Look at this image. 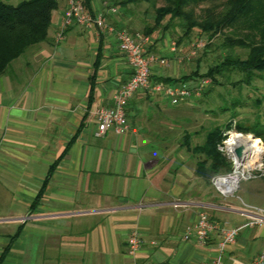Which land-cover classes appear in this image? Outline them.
Segmentation results:
<instances>
[{"label":"crops","instance_id":"1","mask_svg":"<svg viewBox=\"0 0 264 264\" xmlns=\"http://www.w3.org/2000/svg\"><path fill=\"white\" fill-rule=\"evenodd\" d=\"M67 1L58 0L47 38L0 74V264H214L219 232L204 245L182 238L200 211L238 229L220 264H252L264 224L247 226V209L195 173L184 144L193 130L172 122L179 104L139 90L124 134L93 135L96 109L112 104L131 69L112 32L73 23L56 42ZM91 4L126 26L118 10ZM174 57L152 73L179 76ZM133 231L142 246L130 255Z\"/></svg>","mask_w":264,"mask_h":264},{"label":"trees","instance_id":"2","mask_svg":"<svg viewBox=\"0 0 264 264\" xmlns=\"http://www.w3.org/2000/svg\"><path fill=\"white\" fill-rule=\"evenodd\" d=\"M82 1L87 10L94 12L91 0ZM133 1L136 0H113L112 3L126 7L127 3ZM205 1L207 0H166L165 5L155 7L153 24L144 25L143 32L152 34L158 29L163 35L174 27L173 21L177 19L182 29V34L176 39L177 44L198 28L209 40L207 43L204 40L203 54L214 47L226 50L227 54L220 61L210 65L204 73L199 72L200 59H197L196 68L189 73L177 77L152 74L151 81L176 84L209 78L210 84H221L217 76L237 72L241 78L233 84L241 86L250 85L254 78L260 76L258 74L264 72V0H225L222 8L209 6L200 14H195L193 7ZM57 6L58 0H21L16 5L0 0V74L29 46L47 38L52 12ZM114 7L117 10V7ZM165 18L167 23L164 24ZM236 48L243 53H236L234 51ZM153 50L155 45L148 46L149 52ZM210 90L211 86L203 94L209 93ZM260 102L259 99L256 100L257 105ZM240 103L233 100L230 106L226 105L220 109L234 110ZM236 115V112H232L226 122L207 129L204 139L199 143L193 142L197 131H189L184 137V144L197 157L195 173L210 183L214 176L227 174L232 169V162L219 149L226 139L227 131L234 128L238 132H249L264 141V123L255 121L251 125H244L234 120Z\"/></svg>","mask_w":264,"mask_h":264},{"label":"rangeland","instance_id":"3","mask_svg":"<svg viewBox=\"0 0 264 264\" xmlns=\"http://www.w3.org/2000/svg\"><path fill=\"white\" fill-rule=\"evenodd\" d=\"M1 1L16 5L21 0ZM112 1L113 0H101L102 3L104 2V4H107L108 6L112 5L113 7H117L118 15L125 20V29L128 31L133 29L135 32L131 33L138 32L149 38L148 46L155 45V50L150 53L167 58V60L169 59V64L170 62H173L175 55L183 58L182 61L176 63L177 68L174 74L180 75L191 72L196 68L197 59H200L199 72L204 73L210 65L220 61L221 58L227 54L226 50L215 47L208 49L207 52L203 54V46L200 49H197L195 54L192 55L190 51L193 49L192 44L195 41L200 39L205 40V43H207L209 40L204 33H202L198 28H195L188 37L183 38V40L177 44L176 39L182 34V29L178 25L177 19L173 21L174 27L171 28L170 31H166L163 35L158 29L152 34H144V25L153 24L155 7L165 5L166 0H136L127 3L126 7H120L118 4H113ZM224 2L225 0H207L198 6L193 7V10L195 14H200L205 7L214 6L216 8H222ZM163 22L164 24L167 23V18H165ZM172 41L176 42V52L173 53V57H170L168 54L172 52L170 51L169 45ZM215 42L217 43L216 40ZM234 51L239 54L243 53L242 50L237 48ZM24 57V55L20 56L17 61H22ZM171 73V71H167L165 74ZM258 75L260 76L254 78L250 85L242 84L241 86L233 84L241 78V75L237 72H232L227 76H217V79L221 84H210L209 78H198L186 82L192 87L199 86L200 84H203V86L201 87V90L194 91L195 93L198 92L197 95H194L185 103H180L178 105L180 107V105L187 104L188 107L186 109L182 106L180 108L178 107L173 109L179 113L178 117L171 116L173 117L172 122H176L178 127H183V125L188 124L186 126L189 130L197 131V134L193 137V142L195 143H199L204 139L207 129L214 125L226 122L230 118L232 112L237 113L234 120L240 121L244 125H251L255 121L264 123V72ZM203 80H206L207 82L204 83ZM209 86H211L210 92L203 94ZM257 99L261 101L259 105L256 104ZM233 100L241 102L234 110L220 109L226 105L230 106ZM181 109L184 110L181 112ZM232 132L242 133L245 136L250 135L253 138H258L262 152L258 158L255 157L257 160L254 161V164H247L245 170H248L250 177L248 176L246 179H241L238 182L236 191L229 196V198L240 207L251 210L264 217V141L259 137H255L252 133L238 132L234 128L226 132V139ZM245 174H247V171H245ZM242 203L247 206L242 205Z\"/></svg>","mask_w":264,"mask_h":264},{"label":"built area","instance_id":"4","mask_svg":"<svg viewBox=\"0 0 264 264\" xmlns=\"http://www.w3.org/2000/svg\"><path fill=\"white\" fill-rule=\"evenodd\" d=\"M108 11L115 13V7L108 6ZM76 23L87 29L94 30L97 34L100 32L115 34L118 48L125 55L129 67L131 69L130 77L120 84L113 96L112 104L108 106H100L95 111V129L93 135L95 137H102L107 131H111L117 135L124 134L128 128L126 117V106L129 99L139 90H146L151 95H158L167 98L172 104L185 103L190 100L194 95V91L201 90L203 84L192 87L187 83H165L162 81H151L152 66L154 63L160 65H167L168 61L164 57H158L148 53L149 38L141 33H131L125 28H117L108 22L107 13L103 11L90 12L87 10L82 0H68L67 7L64 11V18L61 29L56 33V42L60 41L63 37L64 30L71 24ZM193 49L190 53L195 54L197 49L204 46V40L195 41ZM171 51H176V42L170 43ZM183 58L179 57L178 61ZM158 76V75H157ZM203 82H207L203 80ZM202 82V83H203ZM195 93V94H194ZM243 135L242 133H238ZM245 136V135H243ZM248 136V135H246ZM223 140L222 146L219 149L232 161L233 167L227 174H219L211 179L212 185L223 195H232L241 179L248 178L247 162L251 155L247 149L242 146L240 157H236L232 151L227 148V140ZM240 145V144H238ZM236 146V145H235ZM226 151V152H225ZM262 152V148L260 153ZM247 171V174H245ZM250 177V176H249ZM248 217L247 226L264 224V217L254 213L251 210L245 211ZM236 228H229L225 224L211 219L205 211H200L197 214L196 221L187 227L182 233L184 240H195L198 244L204 245L208 237L215 231L221 235L220 242L217 245L218 256L214 264H220V258L224 247L232 244L236 240ZM142 246L141 235L137 231H133L127 238V248L130 255H135ZM252 264H264V253L258 254Z\"/></svg>","mask_w":264,"mask_h":264},{"label":"bare ground","instance_id":"5","mask_svg":"<svg viewBox=\"0 0 264 264\" xmlns=\"http://www.w3.org/2000/svg\"><path fill=\"white\" fill-rule=\"evenodd\" d=\"M227 148L229 151H232L235 145H242L244 149H247L248 153H250L251 157L247 164L252 165L254 161L259 157V152L261 151V145L258 138H253L252 136H243L238 134L237 132L231 133V138L227 140ZM255 157H257L255 159Z\"/></svg>","mask_w":264,"mask_h":264},{"label":"water","instance_id":"6","mask_svg":"<svg viewBox=\"0 0 264 264\" xmlns=\"http://www.w3.org/2000/svg\"><path fill=\"white\" fill-rule=\"evenodd\" d=\"M232 152L234 153V155L236 157H240L241 156V152H242V146L241 145H236L233 147Z\"/></svg>","mask_w":264,"mask_h":264}]
</instances>
